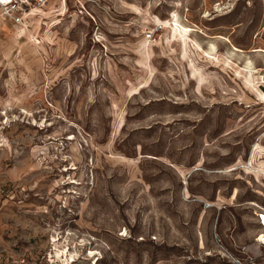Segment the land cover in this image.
<instances>
[{
  "label": "rangeland",
  "instance_id": "rangeland-1",
  "mask_svg": "<svg viewBox=\"0 0 264 264\" xmlns=\"http://www.w3.org/2000/svg\"><path fill=\"white\" fill-rule=\"evenodd\" d=\"M0 22V264H264V0Z\"/></svg>",
  "mask_w": 264,
  "mask_h": 264
},
{
  "label": "built area",
  "instance_id": "built-area-1",
  "mask_svg": "<svg viewBox=\"0 0 264 264\" xmlns=\"http://www.w3.org/2000/svg\"><path fill=\"white\" fill-rule=\"evenodd\" d=\"M48 2L49 0H0V14L10 23L19 24L25 16L46 7ZM259 227L261 231L256 234L254 241L264 244V222L261 214L259 216Z\"/></svg>",
  "mask_w": 264,
  "mask_h": 264
},
{
  "label": "bare ground",
  "instance_id": "bare-ground-1",
  "mask_svg": "<svg viewBox=\"0 0 264 264\" xmlns=\"http://www.w3.org/2000/svg\"><path fill=\"white\" fill-rule=\"evenodd\" d=\"M3 21V20H2ZM1 23V22H0ZM3 23V22H2ZM177 26V28L179 29V33L183 34V35H187V32H189L188 30H186L185 28L179 26L178 24H175ZM233 50H235V48H233ZM209 55V54H208ZM73 259L70 258V261H72Z\"/></svg>",
  "mask_w": 264,
  "mask_h": 264
},
{
  "label": "crops",
  "instance_id": "crops-1",
  "mask_svg": "<svg viewBox=\"0 0 264 264\" xmlns=\"http://www.w3.org/2000/svg\"><path fill=\"white\" fill-rule=\"evenodd\" d=\"M52 1H53V0H49L48 5H49ZM62 3H64V1H62ZM35 14H36V12L31 13V14L25 16V18H23V19H27V18H29L30 16L35 15ZM26 17H27V18H26ZM22 21H23V20H22Z\"/></svg>",
  "mask_w": 264,
  "mask_h": 264
}]
</instances>
